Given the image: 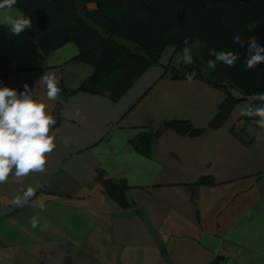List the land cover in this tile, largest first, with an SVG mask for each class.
I'll return each mask as SVG.
<instances>
[{
	"label": "crops",
	"instance_id": "obj_1",
	"mask_svg": "<svg viewBox=\"0 0 264 264\" xmlns=\"http://www.w3.org/2000/svg\"><path fill=\"white\" fill-rule=\"evenodd\" d=\"M182 48L166 46L159 62L112 100L79 89L93 68L75 59V42L45 53L27 29L13 35L0 24V87L19 94L27 84L52 116L62 104L44 170L0 184L3 264H264V129L248 145L232 133L251 99L211 128L225 93L206 78L189 82L171 73L184 68ZM45 72L59 81L55 101L38 82ZM172 119L204 130L156 134ZM142 133L151 134L148 153L138 148ZM101 170L125 181L138 211L104 191L96 181ZM203 177L213 182L199 183ZM28 187L34 195L25 199Z\"/></svg>",
	"mask_w": 264,
	"mask_h": 264
},
{
	"label": "trees",
	"instance_id": "obj_2",
	"mask_svg": "<svg viewBox=\"0 0 264 264\" xmlns=\"http://www.w3.org/2000/svg\"><path fill=\"white\" fill-rule=\"evenodd\" d=\"M14 7L31 18L27 31L43 52L50 53L70 41L77 44L79 54L75 59L93 68L80 90L118 100L141 73L159 62L166 46L181 49L185 41L198 40L200 52L192 63L185 64L182 71L173 67L170 71L184 78L194 73L193 79L206 78L225 93L211 128L223 125L241 100L264 92V63L247 70L246 48L232 43L233 36L240 35L243 39L254 37L264 45V0H17ZM250 25L256 26L254 30L249 31ZM125 40L132 41L133 47ZM221 51H236L241 59L235 67L217 61L214 69L208 68V61L215 60ZM204 69L208 71L206 76ZM258 103L252 100L251 105ZM61 110L59 102L54 126L61 119ZM164 128L190 136L204 130L189 120L172 119L165 121L156 134ZM260 129L253 118L243 116L232 133L248 145ZM151 144V134L139 136L140 151L148 153ZM96 181L119 206L139 210L127 196L125 181L107 177L102 170ZM198 182L213 180L203 177Z\"/></svg>",
	"mask_w": 264,
	"mask_h": 264
},
{
	"label": "clouds",
	"instance_id": "obj_3",
	"mask_svg": "<svg viewBox=\"0 0 264 264\" xmlns=\"http://www.w3.org/2000/svg\"><path fill=\"white\" fill-rule=\"evenodd\" d=\"M16 3L17 0H0V16H3L0 24L9 27L13 35H19L32 25L31 18L22 12L17 11L15 16L12 15ZM255 27L250 25L249 31ZM232 43L246 48L244 66L247 70L264 63V45L258 43L254 37L243 39L240 35H235ZM240 59L241 56L236 51H221L216 54L215 60L208 61L207 66L214 69L219 61L228 67H235L236 61ZM184 60L185 63H192L191 52L187 47L184 49ZM194 75L192 73L188 76L189 82ZM38 82L45 88L48 101H55L59 97L61 89L55 73L45 72ZM251 99L259 103L241 109V115L253 118V122L264 129V92L253 93ZM48 109L49 106L44 100L34 97L27 84L19 94L14 88L0 87V184L5 183L10 175L17 178L27 177L30 173L44 170L46 154L56 148L55 134L52 132L56 120ZM33 195L32 187L24 192L25 199ZM20 202L21 198L16 197L14 203L18 205ZM39 207L41 211L45 210L43 202ZM30 223L33 228L38 227L36 217L31 218Z\"/></svg>",
	"mask_w": 264,
	"mask_h": 264
},
{
	"label": "rangeland",
	"instance_id": "obj_4",
	"mask_svg": "<svg viewBox=\"0 0 264 264\" xmlns=\"http://www.w3.org/2000/svg\"><path fill=\"white\" fill-rule=\"evenodd\" d=\"M125 43H126L128 46H130V47H133V45H134V43H133L132 41H130V40H125ZM186 47H187L188 49H190L191 56H192V60H193V58H194V55L199 54V52H200V46H199V42H198V40L193 41V42H189L188 44H186V45L182 48V50L179 52V54H178V56H177V58H178L179 60H183L182 63H183L184 65L186 64V63H185V60H184V49H185ZM204 72L207 74V70H205Z\"/></svg>",
	"mask_w": 264,
	"mask_h": 264
},
{
	"label": "built area",
	"instance_id": "obj_5",
	"mask_svg": "<svg viewBox=\"0 0 264 264\" xmlns=\"http://www.w3.org/2000/svg\"><path fill=\"white\" fill-rule=\"evenodd\" d=\"M0 264H3V263L0 261Z\"/></svg>",
	"mask_w": 264,
	"mask_h": 264
}]
</instances>
